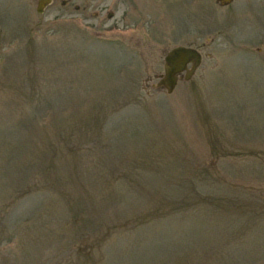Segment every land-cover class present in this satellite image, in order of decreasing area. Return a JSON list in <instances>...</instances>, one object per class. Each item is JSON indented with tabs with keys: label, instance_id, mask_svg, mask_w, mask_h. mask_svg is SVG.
<instances>
[{
	"label": "rangeland",
	"instance_id": "rangeland-1",
	"mask_svg": "<svg viewBox=\"0 0 264 264\" xmlns=\"http://www.w3.org/2000/svg\"><path fill=\"white\" fill-rule=\"evenodd\" d=\"M36 5L0 0V264H264V0Z\"/></svg>",
	"mask_w": 264,
	"mask_h": 264
},
{
	"label": "water",
	"instance_id": "water-1",
	"mask_svg": "<svg viewBox=\"0 0 264 264\" xmlns=\"http://www.w3.org/2000/svg\"><path fill=\"white\" fill-rule=\"evenodd\" d=\"M52 0H37L36 11L42 13ZM202 61L201 53L186 46H176L169 49L164 56L163 73L155 88L172 93L180 79L189 80Z\"/></svg>",
	"mask_w": 264,
	"mask_h": 264
},
{
	"label": "flooded vegetation",
	"instance_id": "flooded-vegetation-1",
	"mask_svg": "<svg viewBox=\"0 0 264 264\" xmlns=\"http://www.w3.org/2000/svg\"><path fill=\"white\" fill-rule=\"evenodd\" d=\"M52 3V2H51Z\"/></svg>",
	"mask_w": 264,
	"mask_h": 264
}]
</instances>
